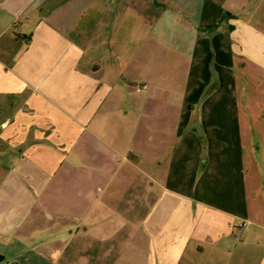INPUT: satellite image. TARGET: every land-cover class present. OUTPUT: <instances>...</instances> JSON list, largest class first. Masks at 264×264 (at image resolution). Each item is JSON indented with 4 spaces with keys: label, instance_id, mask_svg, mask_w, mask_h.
Returning a JSON list of instances; mask_svg holds the SVG:
<instances>
[{
    "label": "crops",
    "instance_id": "1",
    "mask_svg": "<svg viewBox=\"0 0 264 264\" xmlns=\"http://www.w3.org/2000/svg\"><path fill=\"white\" fill-rule=\"evenodd\" d=\"M0 264H264V0H0Z\"/></svg>",
    "mask_w": 264,
    "mask_h": 264
},
{
    "label": "built area",
    "instance_id": "2",
    "mask_svg": "<svg viewBox=\"0 0 264 264\" xmlns=\"http://www.w3.org/2000/svg\"><path fill=\"white\" fill-rule=\"evenodd\" d=\"M245 227V224H242V225H240V227L239 228H244Z\"/></svg>",
    "mask_w": 264,
    "mask_h": 264
},
{
    "label": "trees",
    "instance_id": "3",
    "mask_svg": "<svg viewBox=\"0 0 264 264\" xmlns=\"http://www.w3.org/2000/svg\"><path fill=\"white\" fill-rule=\"evenodd\" d=\"M214 1H216V2H218V3H221L223 0H214Z\"/></svg>",
    "mask_w": 264,
    "mask_h": 264
}]
</instances>
